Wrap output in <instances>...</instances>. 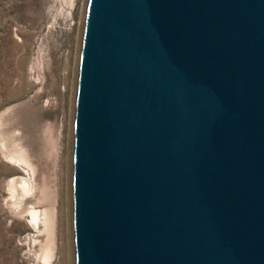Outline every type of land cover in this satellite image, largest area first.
<instances>
[{
    "label": "water",
    "instance_id": "obj_1",
    "mask_svg": "<svg viewBox=\"0 0 264 264\" xmlns=\"http://www.w3.org/2000/svg\"><path fill=\"white\" fill-rule=\"evenodd\" d=\"M72 264H264V0H84Z\"/></svg>",
    "mask_w": 264,
    "mask_h": 264
},
{
    "label": "rangeland",
    "instance_id": "obj_2",
    "mask_svg": "<svg viewBox=\"0 0 264 264\" xmlns=\"http://www.w3.org/2000/svg\"><path fill=\"white\" fill-rule=\"evenodd\" d=\"M83 2L0 0V117L8 119L10 137L20 128L39 140L47 120L56 117L68 143L69 125L63 120L72 83L64 88L65 63H71L72 82ZM2 140L0 122V264H44L38 262L44 236L29 226L28 211L15 205L11 180L25 172L5 156ZM33 149L39 154L38 143ZM57 255L50 264H60Z\"/></svg>",
    "mask_w": 264,
    "mask_h": 264
},
{
    "label": "bare ground",
    "instance_id": "obj_3",
    "mask_svg": "<svg viewBox=\"0 0 264 264\" xmlns=\"http://www.w3.org/2000/svg\"><path fill=\"white\" fill-rule=\"evenodd\" d=\"M65 69L64 88L69 89L72 83L71 63H65ZM38 79L44 80L40 76ZM64 119L63 125H69L70 107L66 108ZM7 121L3 114L0 122L4 154L16 163L18 170L25 172L11 180L14 195L17 197L15 205L21 213L28 211L29 226L34 232L44 236V239L40 240L38 262L50 264L59 253L60 264H72L66 183L68 143L62 137L59 120L56 117L51 122L47 120L39 140L28 134V130L26 133L20 128L14 129L19 133L15 132L10 137V126ZM34 143L39 144V154L33 149ZM29 198L31 200H28ZM31 237L32 241L36 242L37 237L35 235Z\"/></svg>",
    "mask_w": 264,
    "mask_h": 264
}]
</instances>
